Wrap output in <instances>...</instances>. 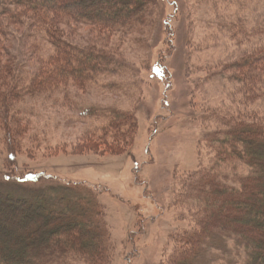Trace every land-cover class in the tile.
<instances>
[{"label": "rangeland", "instance_id": "374dc122", "mask_svg": "<svg viewBox=\"0 0 264 264\" xmlns=\"http://www.w3.org/2000/svg\"><path fill=\"white\" fill-rule=\"evenodd\" d=\"M155 2L142 26L124 35H104L83 24L62 26L73 44L108 51L121 62L120 71L98 73L83 85L70 84L16 104L22 115L19 125L26 130L15 162H8L0 128V190L15 197L45 196L55 204L67 196L78 201L74 212L81 209L80 201L90 204L87 218L100 224L112 248L109 264H166L176 246L173 237L188 226L182 219H189L187 211L177 202L181 182L211 162L203 142L206 130L214 127L211 112L251 109L264 114L260 100L242 106L240 84L227 79L232 73L224 70L259 44L258 36L241 39L239 32L264 19V0ZM165 19L170 21L167 29ZM9 29V54L32 72L38 60L33 46L39 44V54L46 57V41L39 35L25 41L23 34L30 29ZM4 67L0 61L2 74ZM113 111L133 112L138 123L122 154L110 152L112 142L89 136L96 129L98 134ZM231 166L235 169L225 167L230 180L246 172L242 163ZM66 187L76 193H65ZM6 217L11 216L1 213L6 240L31 235L37 221L27 214L13 216L15 221ZM253 229L264 226L255 223ZM235 240L229 233L207 238L195 264L247 260L250 250Z\"/></svg>", "mask_w": 264, "mask_h": 264}, {"label": "trees", "instance_id": "16d2710c", "mask_svg": "<svg viewBox=\"0 0 264 264\" xmlns=\"http://www.w3.org/2000/svg\"><path fill=\"white\" fill-rule=\"evenodd\" d=\"M155 1L0 0V61L5 64L4 73H0V128L8 162L17 160L15 150L26 130L19 125L22 115L16 104L23 103L26 97L50 96L70 84L83 85L98 73L120 71L121 62L112 59L108 51L73 44L62 34V26L83 24L104 35H124L142 26ZM168 20L165 19L166 29ZM10 26L20 31L30 29L32 32L22 33L25 41L39 35L47 43L46 57L39 54V44L33 46L32 53L38 54V60L32 72L28 73L25 62L9 54ZM239 34L241 39L259 37V44L252 51L224 68L232 73L227 79L240 84L237 92L241 105L248 106L254 100L264 102V19ZM231 112H211L214 127L203 135L211 162L181 182L177 202L187 211L189 219H182L187 220L188 226L173 237L176 246L166 264H195L206 239L219 233L233 235L237 243L250 250L247 260L235 264H264V229H253L255 223L264 226V114L251 109ZM98 129V134L96 129L89 136L96 137L97 142H112L115 148L110 152L122 154L134 139L138 123L133 112L113 111L108 122ZM236 163H242L246 172L233 174L230 180L225 167L234 170L235 166L230 165ZM64 191L76 193L67 187ZM57 201L55 204L40 195L15 197L0 190V216L5 212L11 216L3 220L15 221L13 216L18 214L37 220L31 235L20 234L6 240L0 230V264H70L73 260L109 264L112 248L103 239L100 224L87 218L91 212L88 203L80 201L81 209L74 212L78 201L72 202L67 196Z\"/></svg>", "mask_w": 264, "mask_h": 264}]
</instances>
